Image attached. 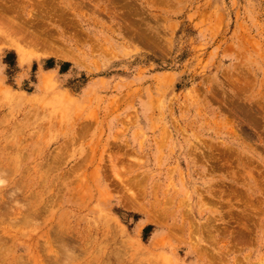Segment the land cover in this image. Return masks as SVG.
I'll return each mask as SVG.
<instances>
[{"label":"rangeland","instance_id":"rangeland-1","mask_svg":"<svg viewBox=\"0 0 264 264\" xmlns=\"http://www.w3.org/2000/svg\"><path fill=\"white\" fill-rule=\"evenodd\" d=\"M0 29V264H264V0H0Z\"/></svg>","mask_w":264,"mask_h":264},{"label":"bare ground","instance_id":"bare-ground-1","mask_svg":"<svg viewBox=\"0 0 264 264\" xmlns=\"http://www.w3.org/2000/svg\"><path fill=\"white\" fill-rule=\"evenodd\" d=\"M2 26V25H1ZM14 26V25H13ZM21 26V25H20ZM23 26H21V27H19V28H22ZM10 28V27H9ZM24 28V27H23ZM6 29V28H5ZM11 29V28H10ZM1 30V29H0ZM14 30V29H13ZM24 30V29H23ZM23 30H21V31H23ZM26 30V29H25ZM3 32V31H2ZM1 32V33H2ZM13 32H15V31H13ZM32 32V31H31ZM24 33H25V31H24ZM16 34V33H15ZM22 34V33H21ZM39 34V33H38ZM43 35V34H42ZM4 36V35H3ZM38 40V39H37ZM39 41V40H38ZM51 44V43H50ZM50 44H48V45H50ZM32 45V44H31ZM40 45V44H39ZM45 45V44H44ZM33 46V45H32ZM35 47V46H34ZM37 47V46H36ZM38 47H40V46H38ZM23 53V52H22ZM25 54V53H24Z\"/></svg>","mask_w":264,"mask_h":264}]
</instances>
